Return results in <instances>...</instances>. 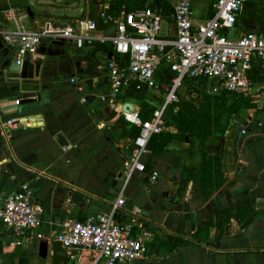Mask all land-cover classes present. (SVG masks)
<instances>
[{
	"label": "crops",
	"instance_id": "obj_1",
	"mask_svg": "<svg viewBox=\"0 0 264 264\" xmlns=\"http://www.w3.org/2000/svg\"><path fill=\"white\" fill-rule=\"evenodd\" d=\"M23 1L20 5L27 12L23 23L32 30L49 22L63 27L58 22L71 24L79 18L96 19L102 28L101 11L113 15L128 11L125 6L119 13L108 11L112 0H55L56 5ZM177 1L167 0L169 10L153 4L154 0H145L143 6L162 10L167 21L162 34L168 38L174 37L172 14ZM190 2L196 24L214 15L217 0ZM29 5L34 16L27 10ZM4 6L0 5V29L4 27ZM237 26L242 31L261 30L264 0L248 3ZM104 30L115 32L112 25ZM13 61H18L17 52L0 34V99L23 93L36 95L10 114H2L0 107L3 119H35L33 124L23 119L24 125L14 131L9 145L0 135V204L28 184L33 199L43 205V224L18 234L0 222V264H54L55 235L64 223L107 213L122 191L127 202L117 221H133L152 231L148 257L125 264H264V86L252 81L248 96L254 97L256 106L245 107L228 123L220 124L203 148L178 140L162 152L149 148L144 157L147 172H135L125 185L120 145L132 139V123L123 111L129 103V109L140 110L141 101L127 95L130 89L139 90L135 87L116 99L109 97V67L113 62L128 65L129 56L117 53L110 41L87 39L79 45L74 39L45 36L21 62L19 71L10 70ZM263 68L257 61L253 69ZM157 75L161 82H172L176 76L167 62ZM210 84L219 83L187 79L180 100L199 105L206 93L214 94L213 88L205 89ZM143 89L155 108L163 103L164 88ZM165 131L176 133L177 129L167 127ZM199 149L222 160V181L209 196L194 180L186 188L182 182L185 168L200 165ZM152 171L159 174L156 180L150 176ZM248 207L253 210L249 222L233 218L228 232L217 236V228L211 227L208 235L197 236L208 219H216L225 209L236 213ZM42 240L49 241L47 258L40 255ZM96 259L95 251L75 257L69 253L66 264H100Z\"/></svg>",
	"mask_w": 264,
	"mask_h": 264
},
{
	"label": "built area",
	"instance_id": "obj_2",
	"mask_svg": "<svg viewBox=\"0 0 264 264\" xmlns=\"http://www.w3.org/2000/svg\"><path fill=\"white\" fill-rule=\"evenodd\" d=\"M252 1L217 0L214 15L196 24L190 0H178L172 14L174 37L169 38L162 34L165 15L151 6L122 11L118 15L103 10L99 15L102 28L96 19L79 18L65 27L49 22L41 29L32 30L23 23L27 12L21 6L10 5L3 11L4 27L0 34L4 42L16 50L20 64L38 48L45 36L74 39L79 45L87 39L110 41L117 53L129 56V61L128 65L113 62L109 67V97L116 99L131 87L166 90L163 103L150 119H142L139 110L134 108L126 107L123 111L125 119L140 128L136 138L120 145L126 185L135 172H147L144 157L149 152V143L154 135L167 129V112L171 105L180 101L181 88L187 79L217 81L223 88L245 96L252 93L250 71L257 61L264 65V27L259 31H242L237 26L239 15ZM108 25L114 26L113 34L105 33ZM166 62L176 74L172 82L167 79L161 82L157 75ZM16 102L19 104L20 99ZM23 119L30 124L35 122L32 117L3 119L0 113V135L6 144L11 143L14 131L24 125ZM150 176L156 180L159 174L152 171ZM126 202L122 191L107 213L86 221L70 219L55 239L71 257L95 251L96 262L100 264L146 259L152 231L133 221L125 223L116 219L125 210ZM42 213L43 205L33 199L28 184H23L0 204V222L18 234L40 228Z\"/></svg>",
	"mask_w": 264,
	"mask_h": 264
},
{
	"label": "trees",
	"instance_id": "obj_3",
	"mask_svg": "<svg viewBox=\"0 0 264 264\" xmlns=\"http://www.w3.org/2000/svg\"><path fill=\"white\" fill-rule=\"evenodd\" d=\"M144 4L145 0H112L108 11L119 13L123 10V6H125L126 10L131 11L143 7ZM153 4L164 7L167 10L170 9L167 0H154ZM250 78L255 85L264 86V68L258 71L252 69ZM259 90L261 91V89ZM127 95L141 101L139 115L142 119L147 120L152 117L156 108L146 99L145 89H130ZM177 106L178 110H175ZM255 106L254 97L244 96L227 89H222L218 94L206 93L199 105H195L183 98L178 103L171 105L166 115V127H175L177 132L164 131L154 135L149 143V148L153 151L162 152L173 140L187 141L191 143L192 147L197 144L199 148H203L205 141L215 134L220 124L228 123L229 119L243 108ZM139 132L140 128L132 123L129 133L132 139L136 138ZM199 151L202 155L200 165L198 167L185 168L184 172L186 175L183 176L182 182L184 188H186L188 182L194 180L203 188L205 194L209 196L211 190L220 185L222 181V160L219 156H212L208 152L202 151V149H199ZM241 209L247 210V208ZM248 209L247 211H237L236 213L233 209H225L217 215L216 219L213 217L208 219L203 228L199 230L197 236L200 238L201 233L208 235L211 227H216L217 236H220L229 231L233 218L241 219L243 217L247 219L245 223L249 222L253 215V210L249 207ZM171 239H174V237H171ZM176 242L178 244L182 243L179 240H176Z\"/></svg>",
	"mask_w": 264,
	"mask_h": 264
},
{
	"label": "water",
	"instance_id": "obj_4",
	"mask_svg": "<svg viewBox=\"0 0 264 264\" xmlns=\"http://www.w3.org/2000/svg\"><path fill=\"white\" fill-rule=\"evenodd\" d=\"M39 4L56 5L57 2L55 0H39ZM27 10L31 14V16H34L33 9L30 5L27 7ZM58 24H61V26L63 27L67 25V23H59V22ZM20 68H21V65L17 61H13L10 65V70L12 71H19ZM37 95L38 97H40L39 94ZM33 96H36L35 93H23L20 96L3 97L2 99H0V107L2 108V114H10L14 112L15 110L18 109L20 104L26 103V102H29V100H32L30 98ZM17 99H20L19 104H17L16 102ZM126 107H128L129 109V107L130 108L132 107V104L129 103ZM48 253H49V241L42 240L40 242V255L43 258H47ZM53 253H54V258H55L54 264H66L69 258V252L67 251V249H65L62 246V243L60 241H55V243L53 244Z\"/></svg>",
	"mask_w": 264,
	"mask_h": 264
},
{
	"label": "rangeland",
	"instance_id": "obj_5",
	"mask_svg": "<svg viewBox=\"0 0 264 264\" xmlns=\"http://www.w3.org/2000/svg\"><path fill=\"white\" fill-rule=\"evenodd\" d=\"M57 2H61L60 0H56ZM24 3H25V0L23 1ZM78 2V0H74L73 1V3H77ZM20 3H21V0H2V2L0 3V5L1 6H4L5 8H3V10H5L7 7H9L10 5H20ZM34 4V3H33ZM21 6V5H20ZM166 22L167 21H164L163 22V27L165 28V25H166ZM162 33H163V30H162ZM212 89V91L214 92V94L216 93V94H218V93H220L221 91H222V87H221V85H219V84H215L214 86L212 85V84H210V86H208V85H206L205 86V89H209L210 90V88Z\"/></svg>",
	"mask_w": 264,
	"mask_h": 264
}]
</instances>
